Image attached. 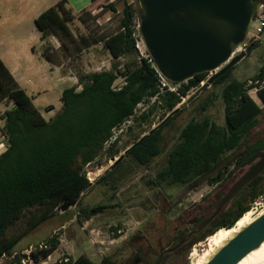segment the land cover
<instances>
[{
    "label": "trees",
    "instance_id": "16d2710c",
    "mask_svg": "<svg viewBox=\"0 0 264 264\" xmlns=\"http://www.w3.org/2000/svg\"><path fill=\"white\" fill-rule=\"evenodd\" d=\"M117 2L119 0L101 7L100 15L87 9L76 18L87 27L89 22H95L105 12L119 15L117 29L102 35L75 37L68 26L75 17L66 9L64 0L35 19L41 41L45 42L53 36L59 42L57 50L51 46L43 48L42 57L49 64L59 67L64 60L78 58L98 43H102L103 49L111 57L108 71L75 73L77 86L62 91L60 110L52 119H43L0 61V103H12V108L0 115L3 122L0 135L6 142V150L0 155V258L12 257L18 243L36 226L48 221L66 202L76 201L80 225L106 210L118 207L117 204L81 205L84 192L93 187L84 168L97 161L114 130L128 120L145 123L158 108L170 114L191 91L200 88L209 74H198L179 85L172 84L177 87L176 92L161 91L153 61L150 57H141L136 48L140 39L139 35L137 39L134 38L135 23L139 20L137 1L122 0L121 11L116 9ZM232 68L200 92L225 83L219 95L212 93L201 106L206 111L214 99L219 98L223 105V126L219 127L207 117L189 120L180 129L174 147L166 154L165 164L154 171L150 180L145 181L147 187L160 191L181 186L186 191H194L203 184L217 185L235 171L249 168L257 154L264 151V137L250 144L245 142L247 134L259 124V117L264 119L263 109L248 94L249 90L257 88V96L264 104V64L248 81L226 82ZM118 79L123 83L120 87H114ZM248 82L250 85H247ZM78 86L81 88L79 91ZM150 100L153 101L150 107L136 115L138 106ZM181 106L150 134L126 146L122 159L100 175L94 184H103L113 195L133 167L148 168L155 158L163 154V131L171 127L184 108ZM115 145L114 141L107 149L110 158L118 154ZM101 166L100 163L96 164L97 168ZM263 175L264 171L242 189L217 216V220L209 225V229L216 224H221V228H230L249 211L250 205L264 192ZM31 209H36L38 214L30 220V229L18 237L7 238L9 227L21 221ZM183 235L180 233L176 239ZM205 236H211V232L195 236L189 247L182 248L177 255H185L191 246L201 242ZM140 238L134 235L127 244L131 246ZM44 246L46 249L38 253H29L35 263L51 255L57 249L58 242L56 238H49ZM158 255L150 264L156 262ZM19 261L20 258H13L10 264ZM65 264L121 263L110 257H103L94 263L81 255L74 260L69 258Z\"/></svg>",
    "mask_w": 264,
    "mask_h": 264
},
{
    "label": "rangeland",
    "instance_id": "374dc122",
    "mask_svg": "<svg viewBox=\"0 0 264 264\" xmlns=\"http://www.w3.org/2000/svg\"><path fill=\"white\" fill-rule=\"evenodd\" d=\"M113 1L115 0H101L91 8L92 13L100 15L99 13H102L101 7ZM121 1L119 0L116 4L117 11H121L123 7ZM126 1L133 2L135 0ZM260 1L264 4V0ZM118 18L119 15L105 12L95 22H89L87 27L81 25L78 20L68 26L77 38L86 35H102L114 32L117 29ZM135 24L137 25L134 38L137 39L139 20H136ZM247 39L246 37L245 41ZM255 42L256 46L233 66L226 82L230 80L248 81L264 64V33L259 34L257 40L248 41V46ZM45 46H51L47 40L44 42L43 48ZM137 46L139 54L144 55L146 51L140 39ZM51 47L54 48L55 46ZM63 63L65 71H70L72 74L76 72L88 74L108 71L111 57L103 49L102 43H98L85 50L78 58L66 59ZM214 73L216 72L209 73L207 77H211ZM122 83L123 81L118 79L114 87H120ZM224 84L209 88L188 105L186 100L196 92V90L191 91L175 107V109H180L183 105L184 108L181 113L176 117L171 127L163 131V141L161 143L163 154L155 158L148 168L133 167L132 172L127 175L120 189L112 195L103 184L95 185V180L109 169L113 164V159L124 155L126 146H131L138 138L146 135L165 119H162L164 115L166 117L168 114L158 108L149 115L145 123L128 120L124 125L114 130L112 137L116 139L114 149L118 154L110 158L107 153L109 146H104V151H102L97 161L84 168V173L93 187L84 192L81 205L92 207L98 204H117L119 206L106 210L82 225L78 223V206L70 207L64 212L58 209L48 221L36 226L31 233L18 243L16 246L18 248L14 250L12 258H2L0 264H10L13 258H20V261L24 264H64V260L69 258L74 260L81 255L86 256L94 263H98L103 257H110L121 264H136L134 263L136 260L138 261L137 264H150L153 262L161 251L169 249L176 242L177 235L180 233L187 234L193 229L192 222L194 220L198 222L205 216L210 215L215 203L248 169L246 167L237 170L217 185L203 184L194 191H186L181 186L159 191L145 185V181L152 178L154 171L165 164L166 154L174 147L180 129L189 120H201L207 117L219 127L223 126V105L219 98L214 99L206 111L202 110L201 106L212 93L219 95ZM247 85H250V82ZM77 91L79 90L77 89ZM248 94L258 107L264 111V104L257 96V88L249 90ZM152 102L150 100L149 103L139 106L136 115H139L143 109H148ZM40 110L44 114L46 109L41 108ZM58 110L50 113L51 119ZM263 137L264 119L259 117V124L247 134L245 142L250 144ZM97 163L102 166L97 168ZM249 211H251L253 220L264 212V192L250 205ZM37 214L36 209L27 211L21 221L9 227L6 237H18L28 231L31 226L30 220ZM216 220L217 217L209 225H212ZM219 225L222 227L221 224H216L210 229L211 233ZM134 235L141 238L136 242H132V245L129 246L127 242ZM49 238H56L58 242L57 249L44 260L35 263L29 257V252L38 253L39 249L34 251L36 245H44L45 240ZM207 239L208 237L205 236L201 242L191 246L185 255L175 253L165 257L163 264H194L195 260L191 257L192 252L195 250L198 257H201L205 247L198 246L200 244L204 245ZM188 247L189 245L185 248Z\"/></svg>",
    "mask_w": 264,
    "mask_h": 264
},
{
    "label": "water",
    "instance_id": "95a60500",
    "mask_svg": "<svg viewBox=\"0 0 264 264\" xmlns=\"http://www.w3.org/2000/svg\"><path fill=\"white\" fill-rule=\"evenodd\" d=\"M260 4V0H137L138 34L155 69L171 84L179 85L195 75L217 72L186 100L189 103L255 47L256 42L245 52L231 57L233 51L244 43ZM177 111H172L161 123ZM122 157L113 159V164ZM263 171L264 151L257 154L255 162L215 203L212 213L198 221L169 249L161 251L154 264H162L165 257L192 243L194 237ZM75 205L76 201L66 202L60 211ZM219 229H222L220 225L212 230L211 235ZM263 241L264 213L227 241L206 264H236Z\"/></svg>",
    "mask_w": 264,
    "mask_h": 264
},
{
    "label": "crops",
    "instance_id": "0c3cea01",
    "mask_svg": "<svg viewBox=\"0 0 264 264\" xmlns=\"http://www.w3.org/2000/svg\"><path fill=\"white\" fill-rule=\"evenodd\" d=\"M60 1L62 0H0V61L46 121L51 119L50 113L60 110L62 91L77 86L75 74L65 71L63 65L57 67L49 64L42 57L44 42L34 24L42 12ZM64 1L75 21L82 11L91 9L101 0ZM47 41L55 46V50L59 48L55 37L50 36ZM79 88L78 86L77 89L80 90ZM11 108V102L0 103V115ZM41 108L46 109L44 114ZM2 125L3 122L0 121V126ZM5 150V138L0 135V155Z\"/></svg>",
    "mask_w": 264,
    "mask_h": 264
},
{
    "label": "bare ground",
    "instance_id": "6f19581e",
    "mask_svg": "<svg viewBox=\"0 0 264 264\" xmlns=\"http://www.w3.org/2000/svg\"><path fill=\"white\" fill-rule=\"evenodd\" d=\"M253 221L255 220L251 218V211H247L230 229L222 228L217 230L213 235L208 237L204 245L200 244L198 246L205 247L201 257H198L195 250L192 252L191 257L195 260L194 264H206L209 258L212 257L218 249H220L235 234L250 225ZM236 264H264V241L261 242L255 249L251 250Z\"/></svg>",
    "mask_w": 264,
    "mask_h": 264
},
{
    "label": "built area",
    "instance_id": "2783aa9c",
    "mask_svg": "<svg viewBox=\"0 0 264 264\" xmlns=\"http://www.w3.org/2000/svg\"><path fill=\"white\" fill-rule=\"evenodd\" d=\"M264 33V4H260L258 7V11L256 14V17L254 18V20L251 22L250 26H249V30H248V34H247V41H244V43H242L241 45H239L231 54V57H234L235 55H238L242 52H245L246 48L248 47V41H255L257 40V37L259 34ZM137 49L138 46H136ZM141 57L144 58H148L149 56H147L144 52V55L140 53ZM150 62V60H149ZM157 76L159 78V83H160V90L164 91L167 90L169 92H176V86L172 85L171 83H169L167 80H165V78L155 69ZM208 78V77H207ZM207 80V79H206ZM205 80V81H206ZM203 83H201L202 85ZM141 106V105H140ZM139 107V106H138ZM116 140L114 137H112L107 143H105V146H109L113 141ZM36 249L42 250V249H46V247L44 245H38L37 247H35L34 251ZM30 253V252H29ZM2 258H6V256H2L0 258V261ZM12 258V257H10ZM67 260H64V264L66 263ZM16 264V263H13ZM17 264H24L22 261H20Z\"/></svg>",
    "mask_w": 264,
    "mask_h": 264
},
{
    "label": "flooded vegetation",
    "instance_id": "af4514ba",
    "mask_svg": "<svg viewBox=\"0 0 264 264\" xmlns=\"http://www.w3.org/2000/svg\"><path fill=\"white\" fill-rule=\"evenodd\" d=\"M197 222H195V220L192 222V226L194 227L195 226V224H196ZM211 232V230L209 229V225L201 232V233H205V234H208V233H210ZM138 263V261L136 262V264Z\"/></svg>",
    "mask_w": 264,
    "mask_h": 264
}]
</instances>
